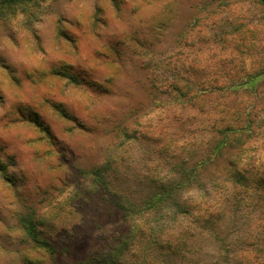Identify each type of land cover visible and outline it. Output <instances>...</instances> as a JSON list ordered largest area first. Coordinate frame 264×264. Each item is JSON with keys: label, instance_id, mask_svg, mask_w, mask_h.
Returning a JSON list of instances; mask_svg holds the SVG:
<instances>
[{"label": "rangeland", "instance_id": "rangeland-1", "mask_svg": "<svg viewBox=\"0 0 264 264\" xmlns=\"http://www.w3.org/2000/svg\"><path fill=\"white\" fill-rule=\"evenodd\" d=\"M9 13L0 21V264H75L122 236L119 201L85 188L84 173L118 193L149 191L152 174L169 186L174 160H195L237 107L254 112L258 135L242 148H264V0H32ZM219 167L182 198L250 232L260 217L251 192L223 185ZM25 219L43 222L35 229L56 254L34 245ZM238 238L247 240L232 234V247ZM208 254L175 261L210 264ZM227 258L249 255L236 247Z\"/></svg>", "mask_w": 264, "mask_h": 264}, {"label": "trees", "instance_id": "trees-1", "mask_svg": "<svg viewBox=\"0 0 264 264\" xmlns=\"http://www.w3.org/2000/svg\"><path fill=\"white\" fill-rule=\"evenodd\" d=\"M31 1L0 0V21L6 12L15 17L17 8ZM253 114L246 107H237L230 115H221V120L213 125L211 144L195 160L176 161L174 156L169 157L170 160L175 159L172 172L178 175H170L166 184L169 186L153 180L159 176L152 174V179L149 175L144 176L150 182L149 191L143 194L129 190L118 193L109 187L100 173H84L85 188L107 192L110 200L119 201L121 220L128 227L121 237L114 239V243H107L104 250L83 255L75 264H176L177 259L185 261L187 254L195 252L198 255L201 251L204 254L207 250L209 257L206 261L210 264H237L227 258L230 249L236 247L243 248V253L249 255L247 260L245 258L238 264H264V148L251 153L242 148L247 141L258 136L256 129L253 132ZM162 164L165 161L158 165ZM218 166L223 185L231 183L245 193L251 192L252 206L260 214L259 220L252 224V232L241 231L238 221H232L231 227H226L228 224L221 221L220 212L202 209L199 204L191 208L182 198L186 186L197 175L204 174L202 177L208 179ZM203 189L206 195L208 189L204 185ZM82 193H78L79 198L84 200ZM22 221L38 249L56 254L57 249L50 240H41L36 230L37 223L39 226L42 221ZM235 227L236 233L233 231ZM232 234H241L247 240L238 238L232 247V241H228ZM205 240L208 242H202Z\"/></svg>", "mask_w": 264, "mask_h": 264}, {"label": "clouds", "instance_id": "clouds-1", "mask_svg": "<svg viewBox=\"0 0 264 264\" xmlns=\"http://www.w3.org/2000/svg\"><path fill=\"white\" fill-rule=\"evenodd\" d=\"M53 65H56V64H53ZM53 65H52V66H53ZM57 66H59V65H57ZM71 68H72V69H76V68H79V67H71Z\"/></svg>", "mask_w": 264, "mask_h": 264}]
</instances>
